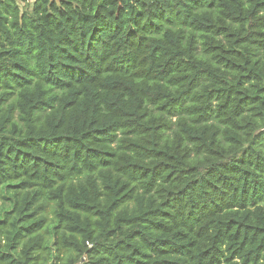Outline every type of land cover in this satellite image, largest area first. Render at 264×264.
Masks as SVG:
<instances>
[{
  "label": "trees",
  "instance_id": "obj_1",
  "mask_svg": "<svg viewBox=\"0 0 264 264\" xmlns=\"http://www.w3.org/2000/svg\"><path fill=\"white\" fill-rule=\"evenodd\" d=\"M0 264H264V0H0Z\"/></svg>",
  "mask_w": 264,
  "mask_h": 264
}]
</instances>
